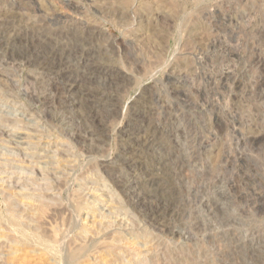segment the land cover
<instances>
[{
	"label": "rangeland",
	"instance_id": "374dc122",
	"mask_svg": "<svg viewBox=\"0 0 264 264\" xmlns=\"http://www.w3.org/2000/svg\"><path fill=\"white\" fill-rule=\"evenodd\" d=\"M45 22L101 30L105 39L87 43L111 45L99 61L115 74L85 80L84 95L65 103L60 75L0 48V215L57 242L18 243L0 219V263L264 264V0H0L5 41ZM77 64L62 74L84 70ZM93 93L107 97L97 112L105 127L89 135L80 116ZM130 127L153 147L127 162ZM117 182H136L150 205L134 207ZM149 198L167 213L154 217Z\"/></svg>",
	"mask_w": 264,
	"mask_h": 264
},
{
	"label": "bare ground",
	"instance_id": "6f19581e",
	"mask_svg": "<svg viewBox=\"0 0 264 264\" xmlns=\"http://www.w3.org/2000/svg\"><path fill=\"white\" fill-rule=\"evenodd\" d=\"M74 8H78V7H74ZM99 12V11H98ZM12 17V16H11ZM15 17V16H14ZM54 19V18H53ZM249 19V18H248ZM21 20V18H20ZM47 20V19H45ZM44 20V21H45ZM55 20V19H54ZM52 21V20H51ZM49 21V22H51ZM15 22V21H14ZM43 22V21H42ZM49 22H45L43 25H38V24H28L29 26L28 27H25L26 30L24 31H15L13 30V34H11L12 36L9 37L8 41H5L3 40V38L0 36V48H3V47H6V49H10L9 51H12V50H19V51H16V52H12L10 55V60L15 62L16 59H21L22 61L24 60L26 62V66L27 67H36L38 66L41 70L43 71H47L48 74L49 72H53L54 74H58L60 75V77L62 78V80H64V88H63V92L65 93L64 94V97L63 100H65V103L68 102L70 103V98L73 99V97L77 94H81L82 95V91H81V87H83V83H85L84 81L85 80H90L92 78H95L96 76L100 75V76H103V77H110L112 76V74L114 73L115 74V69L113 68H108L105 63H102L101 61H99L101 57V54H106L107 49L109 50L111 45L109 47H105L103 44H98L96 45L97 47L95 46H90L89 44L90 43H93L95 44L94 42H100L101 40H103V38L105 37V33H103L101 30L99 29H95V30H92L90 28H79V29H73L72 27H69V28H58L57 30H54L52 31L49 26L47 25ZM13 26V25H12ZM27 26V25H26ZM51 31H50V30ZM105 39V38H104ZM107 40V39H106ZM22 42V43H21ZM23 42L26 44V42L28 44V47H26L25 44H23ZM89 42V44L87 43ZM113 42V41H112ZM113 44V43H112ZM231 51L232 53H235V47L234 46H231ZM230 51V53H231ZM107 55V54H106ZM8 58V57H7ZM239 58V57H238ZM259 60V59H257ZM9 61V60H7ZM85 61V62H84ZM106 61V60H105ZM256 61V60H255ZM260 61V60H259ZM258 61V62H259ZM10 62V61H9ZM78 63L80 65H82L81 63L84 62V70H79V69H75L71 74L69 75H64L62 74L63 72H65V70H67L68 68H71L69 67L70 64H73V63ZM264 62V60H263ZM87 63V64H85ZM261 63V62H260ZM77 64V66H78ZM263 64V63H262ZM71 66V65H70ZM75 67V66H74ZM263 67V65H262ZM37 68V67H36ZM80 68V67H79ZM81 69V68H80ZM39 70V69H38ZM262 70V69H261ZM46 72V73H47ZM263 72V71H262ZM13 73V72H12ZM14 74V73H13ZM12 74V75H13ZM53 74V75H54ZM55 74V75H56ZM233 74L232 72H228L225 74L224 78H223V81L224 83H227L228 82V79H234L232 78V75ZM57 76V75H56ZM236 76V75H235ZM241 76V75H240ZM239 76V77H240ZM10 77V75H9ZM115 77V76H114ZM236 76L235 80L233 81V88L235 89H239L241 86H242V79L239 78ZM16 78V77H15ZM58 78V77H57ZM243 78V77H242ZM12 79V78H11ZM10 79V82L13 84H15V79L14 80H11ZM18 79V78H17ZM25 79V78H24ZM27 79V78H26ZM105 79H108V78H105ZM112 79V78H111ZM32 81V80H31ZM30 80H26V86H25V90H24V94L25 96L28 97V99L30 101L33 102V95L31 96V94L33 93L34 90V84L31 82ZM90 82V81H89ZM17 85V84H16ZM36 85V84H35ZM10 86V85H9ZM245 86V85H244ZM243 86V87H244ZM20 88L24 87L22 82L20 83ZM105 94V93H104ZM84 95V94H83ZM82 95V96H83ZM107 96H109L108 94H106ZM89 97V101L87 100L88 104H87V112L83 113L80 117L82 120H84L85 122H88L90 123L89 124V130H87L88 134L89 135H93L95 132L97 133L98 131H103L102 129L105 127L103 125V122H101L99 120V118L97 117V112H98V109L103 101V99L107 98L105 95H99V94H90L88 95ZM90 98H93L94 100H91ZM84 99V98H83ZM86 99V98H85ZM85 99H84V102H85ZM37 100V99H36ZM76 99H74L75 101ZM72 101V100H71ZM73 101V102H74ZM38 102V101H37ZM34 103V102H33ZM83 103V102H82ZM104 103V101H103ZM35 104V103H34ZM187 104V103H186ZM29 107V106H28ZM31 108V107H30ZM29 108V109H30ZM86 108V107H85ZM102 108V107H100ZM26 109V108H25ZM31 110V109H30ZM86 110V109H85ZM102 110V109H101ZM34 112L36 111L35 109L33 110ZM31 113V112H30ZM33 113V112H32ZM35 115V113H33ZM140 116V115H139ZM145 116V115H143ZM142 116V117H143ZM78 117V116H77ZM100 117V116H99ZM136 117V116H135ZM138 118V117H137ZM145 118V117H144ZM102 119V118H101ZM43 120V119H42ZM20 121V120H19ZM45 121V120H43ZM49 121V120H48ZM47 121V123H48ZM14 122V121H13ZM21 122V121H20ZM215 122L216 123H219V119L216 118L215 119ZM8 123V120H3L1 125H4L5 127H10L13 123H8L9 125H7ZM16 123V122H15ZM45 123V122H44ZM14 125H17V124H14ZM47 126V125H46ZM156 126V125H155ZM150 126H148L149 128ZM152 127V126H151ZM19 128V127H18ZM17 129V128H16ZM106 130V129H105ZM155 130V129H154ZM158 130V129H157ZM153 131V130H151ZM146 131H144L145 133ZM154 132V131H153ZM144 133L142 134V131L140 129H136V128H133V127H130L128 129V131L124 134V136H122L123 138H128L129 140L132 141L131 145L129 146H126L124 149H123V152L122 155H124V157H126L127 159V162L128 161H131L133 160L134 157L137 156V153L139 152L140 148L139 146L142 148H148V147H151L153 143V141H149L151 140L150 138L147 139L148 137L146 135H144ZM155 133H156V130H155ZM154 133V134H155ZM149 134H150V131H149ZM152 133V135H154ZM63 135V134H62ZM2 136V135H0ZM67 136V135H66ZM147 138H146V137ZM95 137V136H94ZM91 138V137H90ZM126 139V140H128ZM261 138L259 136H253L250 138V142H252V144H257V142H259ZM70 142H71V137H70ZM68 140V141H69ZM125 140V139H124ZM69 143V142H68ZM74 142H72L73 144ZM76 143V142H75ZM155 143V142H154ZM71 144V143H70ZM136 145L138 146V148L136 147ZM155 145V144H154ZM153 147V146H152ZM15 154V153H14ZM135 159V158H134ZM166 160V159H165ZM163 159V161H165ZM251 160V159H250ZM232 163V162H231ZM45 171V170H44ZM151 173V172H150ZM155 172H153L154 174ZM47 175V174H46ZM49 175V174H48ZM153 177V176H151ZM157 177V176H156ZM159 178V177H158ZM248 178V177H247ZM150 179V178H149ZM22 180V179H20ZM167 180V179H166ZM154 181V180H153ZM152 181V182H153ZM156 183V182H154ZM162 183V182H161ZM164 183V182H163ZM118 184V182L116 183V185ZM159 184V183H157ZM163 185V184H162ZM236 188V187H235ZM59 189V188H58ZM61 189V188H60ZM118 189L120 191L122 190H125L127 191L126 193L129 192V197H130V200L132 199L133 202H134V207H143V205L145 206V202L148 203V201H145L146 198L144 199L143 197V194L145 195V193L142 194V189L140 191L139 187L137 186V183L136 182H131V183H127V184H124V183H121V184H118ZM44 190H47V189H44ZM171 191V190H170ZM169 191V192H170ZM123 192V191H122ZM171 196H172V193H170ZM252 195V194H251ZM47 196V195H46ZM45 196V197H46ZM146 196V195H145ZM16 197V196H15ZM60 197V196H59ZM128 197V196H127ZM147 197V196H146ZM255 197V196H254ZM39 199V198H38ZM164 199V198H163ZM162 199V200H163ZM166 199V198H165ZM8 200V199H7ZM47 200V199H46ZM50 200V199H49ZM131 200V201H132ZM250 200V199H249ZM259 200V199H258ZM32 201V199H31ZM30 201V202H31ZM149 201L150 198H149ZM2 202V201H1ZM155 202V201H154ZM154 202L151 201V203L153 204ZM158 202V201H157ZM164 202V201H163ZM161 201V207L160 206H157L156 202H155V206L154 207H149L150 209H147V211H151L153 212V215L154 217L158 214V212H160L162 209H166V206L162 203ZM166 202H167V199H166ZM165 202V203H166ZM260 202H262L260 205H261V209L262 210V207H264V197H260ZM258 202V203H260ZM37 203V202H36ZM4 204V203H3ZM33 204V203H32ZM39 204V203H38ZM61 204V205H60ZM150 205V203H148ZM46 205V204H45ZM60 206H62V203H59ZM58 205V206H59ZM159 205V204H158ZM170 205V204H169ZM168 203H167V208H168ZM259 205V207H260ZM19 206V205H18ZM41 206V204H40ZM39 206V208H40ZM14 207V206H13ZM22 207V206H21ZM37 207V206H36ZM170 207V206H169ZM12 208V207H11ZM64 208V207H62ZM82 208V207H80ZM144 208V207H143ZM147 208V207H145ZM144 208V209H145ZM10 210V208H8ZM18 209V208H17ZM42 209V208H41ZM140 209V208H139ZM142 209V208H141ZM1 210V209H0ZM8 210V211H9ZM14 210V208H13ZM44 210V209H43ZM73 210V209H72ZM82 210V209H81ZM143 210V209H142ZM162 210V211H163ZM172 210V209H171ZM3 211V210H2ZM7 211V212H8ZM12 211V210H11ZM16 211V210H15ZM14 211V212H15ZM29 211V210H28ZM59 211V210H58ZM57 211V212H58ZM74 211V210H73ZM144 211V210H143ZM1 212V211H0ZM4 212V211H3ZM64 212V211H63ZM61 212V213H63ZM80 212V211H79ZM164 212L167 213V210ZM27 213V212H26ZM74 213V212H73ZM72 213V214H73ZM146 213V212H145ZM160 213H163V212H160ZM2 214V213H0ZM9 214V213H8ZM16 214V213H14ZM14 214L12 215L14 217ZM22 216V213H20ZM37 214V213H36ZM75 214V213H74ZM5 215V214H4ZM10 215V214H9ZM19 215V213H18ZM33 215V213H32ZM41 215V214H40ZM57 215V214H56ZM80 215V214H79ZM165 215V214H164ZM8 216V215H7ZM6 216V217H7ZM38 216V215H37ZM55 216V215H54ZM75 216V215H74ZM159 216V215H158ZM13 217H7L5 218V216L3 217V215L1 216L0 215V219L1 220H5V222L8 223V227L9 229L14 232L15 236H16V239L15 241L20 243V242H39L42 244V247H48L50 246L51 249H53L54 246H56V243H53L52 244H55L54 246L53 245H47L46 242H45V238L44 240H42L41 238L43 237L41 234V238L38 237L37 235L33 236L32 233L28 232V230H26V226L24 224H22L23 226H25L24 228L21 227L22 225L19 224V221L17 223V221H15L13 219ZM17 216H15V219H16ZM42 217V216H41ZM102 217V216H101ZM162 217V216H161ZM24 218V217H22ZM43 218V217H42ZM19 219V218H18ZM28 219V218H27ZM58 220V219H57ZM2 221V222H3ZM72 221V220H71ZM33 222V221H32ZM37 222V221H36ZM46 222V221H45ZM6 223V224H7ZM38 223V222H37ZM78 223V222H77ZM76 223V224H77ZM37 225V224H36ZM39 225V223H38ZM75 225V224H74ZM4 226H6L4 224ZM34 226V225H33ZM77 226V225H76ZM31 227V226H30ZM164 227V226H163ZM38 228V227H37ZM74 228V227H73ZM6 229V228H5ZM28 229L30 230L31 228L28 227ZM41 230V229H40ZM40 230L38 232H40ZM33 231V230H32ZM44 232V230H42ZM37 232V233H38ZM56 232V231H55ZM35 233V231H34ZM6 234V233H5ZM4 234V235H5ZM39 234V233H38ZM44 234V233H42ZM46 234V232H45ZM3 235V234H2ZM47 235V234H46ZM8 236V235H7ZM11 236V235H10ZM87 236V235H86ZM38 237V238H37ZM52 237V236H51ZM1 238V237H0ZM7 238H10V237H6V240L10 242V240H8ZM5 239V238H4ZM3 239V241H4ZM2 240V239H1ZM0 240V241H1ZM14 240V239H13ZM19 240V241H18ZM48 240H51V239H48ZM47 240V241H48ZM52 241V240H51ZM55 241V240H53ZM8 242V244H10ZM13 241H11V244L13 245L14 242L12 243ZM50 242V241H49ZM61 242V241H60ZM59 242V243H60ZM17 243V244H18ZM51 243V242H50ZM48 243V244H50ZM58 243V244H59ZM63 243V242H62ZM62 243H60L62 245ZM4 243H2V246ZM7 244V245H8ZM36 244V243H35ZM6 245V246H7ZM12 245L10 246L9 245V250H10V247H12ZM16 245V243L14 244ZM39 245V244H37ZM36 245V246H37ZM44 245V246H43ZM60 245V246H61ZM65 245V244H64ZM1 246V245H0ZM2 246L0 248V250L2 249ZM33 246V245H32ZM41 246V245H40ZM53 246V247H52ZM58 246V245H57ZM38 247V246H37ZM84 247V246H83ZM82 247V251L79 250L78 248L74 249L71 248L70 252L72 251H76L74 253H76L75 255H78L79 253L77 252L78 250L83 252L84 248ZM14 249H16V247H13ZM11 249L13 250L14 252V249ZM58 248V247H57ZM61 248H63L61 246ZM48 249V248H47ZM51 249H49L48 251H50ZM78 249V250H77ZM81 249V248H80ZM4 250V248H3ZM18 250V248H17ZM15 250V253H17ZM43 250V249H42ZM62 250V249H61ZM64 250V249H63ZM62 250V251H63ZM87 250V249H86ZM21 251V250H20ZM18 250V252H20ZM55 251V250H54ZM56 251H59V248L58 250L56 249ZM61 251V252H62ZM73 251L70 253V254H73ZM12 252V251H11ZM10 252V253H11ZM22 253L24 251H21ZM47 252V251H45ZM61 252L59 254H61ZM14 253V254H15ZM55 253V252H54ZM57 253V252H56ZM63 253V252H62ZM66 253V252H64ZM78 253V254H77ZM5 255H7L6 253H4ZM18 254V253H17ZM15 254V255H17ZM51 255V253H48ZM58 254V253H57ZM58 254V255H59ZM69 255V253H67ZM66 254V255H67ZM81 254V253H80ZM78 255V256H81V255ZM84 253H82L83 255ZM10 255V254H9ZM12 257H13V253L11 254ZM15 255H14V259H15ZM55 254H53L54 256ZM67 255V256H68ZM74 255V256H75ZM96 255V254H95ZM3 256V255H1ZM57 256V255H56ZM54 256V257H56ZM61 256V255H60ZM67 256L66 259H67ZM73 255H71L72 257ZM18 257V256H17ZM70 257V256H69ZM2 258V257H1ZM6 258V257H4ZM3 258V260H4ZM7 258H11L10 256L7 257ZM6 258V260H8ZM76 257H74V259H72L73 261L74 260H77L75 259ZM80 258V257H79ZM14 259H12L14 261ZM71 259V258H70ZM11 260V259H10ZM10 261V262H13V261ZM69 261V260H68ZM4 262V261H2ZM58 262V261H57ZM71 262V260H70ZM9 263V261H8ZM7 263V264H8ZM14 263V262H13ZM1 264V263H0ZM3 264V263H2ZM12 264V263H10ZM17 264V263H16Z\"/></svg>",
	"mask_w": 264,
	"mask_h": 264
}]
</instances>
